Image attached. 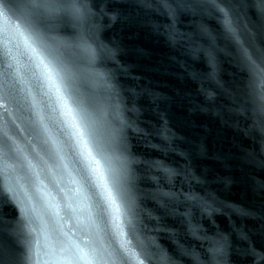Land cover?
<instances>
[{
  "label": "water",
  "instance_id": "95a60500",
  "mask_svg": "<svg viewBox=\"0 0 264 264\" xmlns=\"http://www.w3.org/2000/svg\"><path fill=\"white\" fill-rule=\"evenodd\" d=\"M4 2L7 7L0 9V137L6 131L17 143L27 146L28 137H33L34 142L37 135L46 138L41 127L46 125L48 134L63 148V163L67 173L71 174L68 179H79L77 173L82 171L83 164L76 153L75 129L72 120L61 111L56 91L49 81L50 69L56 67L58 83L88 110L101 139L106 137L112 119L109 84H117L125 96L128 89L138 92L151 89L161 99L154 105L147 96L139 98L141 126L158 127L157 113L163 112L168 126L177 136L204 143L207 156L194 158L193 169L197 174L208 170L210 182L205 185V190L216 198L214 207L219 211L212 213L211 220L196 214L198 224L193 225V231L199 234L200 228L211 229L207 240L194 239L183 231H179L175 241L164 232L147 235L169 255L176 250L177 244H181L199 254L203 264H216L221 257L217 253L212 259L213 254L209 252L213 244L219 247L214 235L216 227L224 233L230 232L229 218L237 225L259 227L251 219L237 217L234 211V208L259 209L261 198L253 193L249 178L264 181V169L240 159L246 152L254 150L255 159H260L258 133L252 129L253 120L248 117H254L253 110L264 85L259 81L250 85L249 74L242 70L240 56V46L250 48L249 32L256 30L260 23L254 10L233 8L239 44L224 33L219 14L211 6L178 15L175 29L191 37L192 48L207 49L211 53L209 58L204 51H197L193 56L188 45L182 46L183 42L176 45L168 42L166 14L129 5L126 0L105 5L106 10L115 9L116 19L99 18V26L95 29L80 26L66 13L33 8L31 0ZM234 2L243 4V0ZM209 35L215 38L211 48ZM100 45L104 46V51ZM217 81L233 93L237 105L246 103L248 112L245 116L225 117V122L213 111H191L205 102L202 89L219 93ZM216 100L218 106L232 102L221 94ZM156 142L153 139V143ZM131 143L136 153L160 158V153L149 149L144 141L133 139ZM214 155L224 158V162L213 159ZM169 159L175 161L178 158L170 155ZM225 177H231V181L225 183ZM68 187L76 188L77 185L69 183ZM152 187L147 179L141 182V207H155L148 198ZM0 195H3L2 177ZM89 195L92 196L91 191ZM65 212L67 222L61 220L50 228L63 225L68 236H60L54 230L46 236L34 234L31 237L32 259L25 264H53L45 255L49 251L60 257L59 264H106V261L111 264L108 253L116 245L106 217L95 206V197L85 202L74 215L71 210ZM0 214L11 220L14 205L0 204ZM165 222L178 230L176 221L166 218ZM125 239H132L127 228ZM141 239L145 244L149 243L145 236ZM253 240L259 248L258 237L254 235ZM229 243L231 247L222 257L223 264H252V258L242 252L246 246L244 241L237 240L233 234L229 236ZM144 264L154 262L145 260ZM179 264H190V261L181 257Z\"/></svg>",
  "mask_w": 264,
  "mask_h": 264
},
{
  "label": "snow or ice",
  "instance_id": "6c2138e0",
  "mask_svg": "<svg viewBox=\"0 0 264 264\" xmlns=\"http://www.w3.org/2000/svg\"><path fill=\"white\" fill-rule=\"evenodd\" d=\"M126 2L166 14L169 20L168 31L165 33L168 42L172 45L183 42L182 46L188 45L193 56L197 51H204L209 58L211 53L207 49L192 48L191 37L175 29L178 15L211 6L219 14L224 33L239 44L237 29L234 27L233 8L247 7L254 10L260 23L256 30L249 32L250 48L240 46V56L242 70L249 74L250 85H255L257 81L264 85V0H243L242 5L236 4L234 0L231 3L229 0ZM116 3L117 0H31L33 8L66 13L80 26L88 25L93 29L99 26V18L116 19L114 8L105 9V5ZM5 7L7 5L4 0H0V9ZM214 39L209 35V48L213 47ZM99 47L101 51L105 50L103 45ZM108 54L111 55L110 52ZM192 75L195 79V75ZM49 81L56 91L63 115L72 120L76 153L83 169L77 173L79 179H68L71 174L67 173V166L63 163V148L48 134L46 125H41L46 138L37 135L34 142L33 137H28L27 146L17 143L4 132L3 137H0V177L3 192L0 195V204L14 205V214L11 220L0 214V264H25V261H30L31 237L34 234L46 236L50 230H54L58 235L67 237L63 225L56 229H51L50 226L59 224L61 220L67 222L66 209L71 210L74 215L93 197L96 208L106 217L115 241L116 247L108 253L111 264H144L145 260L154 264H179L181 257H187L190 264H203L199 254L181 244H177L176 250L169 255L147 233L164 232L173 241L177 239L179 231L194 239H209L208 231L211 229L205 231L200 228L199 234L193 231V225L198 224L197 213L201 218L207 217L211 220L212 213L219 211V208L214 207L216 198L205 190V185L210 182L208 170L204 169L197 174L193 169L194 158L207 156L204 143H195L177 136L168 126L163 112L157 113L160 121L158 127H142L139 98L147 96L152 104L157 105L161 97L148 88L139 92L128 89L125 96L115 83L109 84L112 119L106 137L101 139L97 136L88 110L70 95L65 86L58 83L56 67L50 69ZM216 87L220 90L219 93L215 90L205 92L202 89L205 102L191 111H213L222 120L225 117L231 119L233 116L239 118L246 115V103L237 105L233 93L222 83L217 81ZM218 94L232 102L218 106ZM258 100L253 110L254 117L248 119L253 120L252 129L258 133L260 159H255V150L246 152L240 159L264 169V91L258 94ZM4 110L8 111L7 108ZM133 139L144 141L149 149L160 153V158L145 157L133 151ZM153 139L157 142L153 143ZM182 144L186 146L182 147ZM170 155L178 159L173 161L169 159ZM212 158L224 162V158L220 156L214 155ZM145 179L151 181L153 186L148 197L155 205L153 209L141 207L143 193L140 184ZM230 181L231 177L224 178L225 183ZM249 182L253 193L261 198L260 208H234V211L237 217L251 219L259 227L253 229L242 224L237 225L231 218L230 232L224 233L216 227L214 235L219 247L213 244L209 248V252L213 254L212 259L216 258L217 253L221 257L216 260V264H223L222 257L231 247L229 236L233 234L237 240L244 241L246 246L242 252L252 258V264H264V181H256L254 177H250ZM69 183L77 187H68ZM166 218L176 221L178 230L169 226L165 222ZM126 228L132 239H125ZM254 235L258 237L259 248L253 240ZM141 236H145L149 243L145 244ZM45 255L53 264H59L60 257L54 251L46 252Z\"/></svg>",
  "mask_w": 264,
  "mask_h": 264
}]
</instances>
